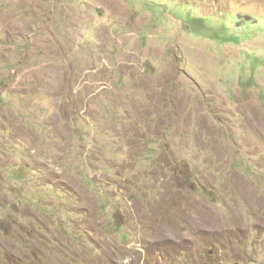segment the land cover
Returning a JSON list of instances; mask_svg holds the SVG:
<instances>
[{
    "label": "rangeland",
    "instance_id": "rangeland-1",
    "mask_svg": "<svg viewBox=\"0 0 264 264\" xmlns=\"http://www.w3.org/2000/svg\"><path fill=\"white\" fill-rule=\"evenodd\" d=\"M0 242L264 264V0H0Z\"/></svg>",
    "mask_w": 264,
    "mask_h": 264
},
{
    "label": "clouds",
    "instance_id": "clouds-1",
    "mask_svg": "<svg viewBox=\"0 0 264 264\" xmlns=\"http://www.w3.org/2000/svg\"><path fill=\"white\" fill-rule=\"evenodd\" d=\"M196 179V178H195ZM190 187H192V189H196L197 188V185H196V183H194L193 185H191ZM206 188H208L207 186H206ZM210 188V187H209ZM201 189V188H200ZM211 189V188H210ZM212 190V189H211ZM202 191L205 193V194H207L206 192H205V188H203L202 187ZM74 213V216L72 217V219H71V223L75 226V227H78V226H80L81 225V221H80V214L79 213H76V211H74L73 212ZM43 224L47 227H50L51 225H52V222H51V219H47L46 221L45 220H43ZM66 227L67 228H69V225H66ZM58 230L61 232V234H62V236L64 237L65 236V233L63 232V231H61L59 228H58ZM56 234H58V233H56ZM50 235V234H49ZM54 236V235H53ZM54 237H56V239H58V240H60V239H62L61 237H57V236H54ZM0 244H1V242H0ZM38 247H40V248H43L42 247V245H39Z\"/></svg>",
    "mask_w": 264,
    "mask_h": 264
},
{
    "label": "trees",
    "instance_id": "trees-1",
    "mask_svg": "<svg viewBox=\"0 0 264 264\" xmlns=\"http://www.w3.org/2000/svg\"><path fill=\"white\" fill-rule=\"evenodd\" d=\"M207 18H208L207 16H205V17L204 16L203 17L198 16V17H193V20H195V21L198 20V21H201V23H203V24H207Z\"/></svg>",
    "mask_w": 264,
    "mask_h": 264
},
{
    "label": "flooded vegetation",
    "instance_id": "flooded-vegetation-1",
    "mask_svg": "<svg viewBox=\"0 0 264 264\" xmlns=\"http://www.w3.org/2000/svg\"><path fill=\"white\" fill-rule=\"evenodd\" d=\"M36 248H37L38 250H42V248H40V247H38V246H37ZM76 254H77V252L75 251V252H74V255L76 256Z\"/></svg>",
    "mask_w": 264,
    "mask_h": 264
}]
</instances>
